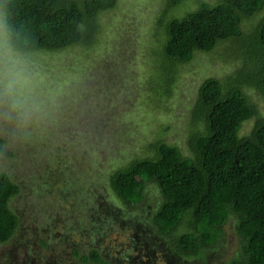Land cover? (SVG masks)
Returning <instances> with one entry per match:
<instances>
[{"label": "rangeland", "instance_id": "374dc122", "mask_svg": "<svg viewBox=\"0 0 264 264\" xmlns=\"http://www.w3.org/2000/svg\"><path fill=\"white\" fill-rule=\"evenodd\" d=\"M200 1L217 0H182L165 19ZM166 2L117 0L100 14L89 47L56 52L15 51L0 9V174L18 185L8 202L18 226L0 244V264H95L81 259L92 249L107 264H229L237 255L232 220L205 261L173 254L149 221L161 202L158 188L146 183L142 200L125 206L109 187L114 170L153 154L150 143L188 156L198 87L242 64L227 41L172 67L157 27ZM263 16L264 9L245 19L243 32ZM248 93L264 115V101Z\"/></svg>", "mask_w": 264, "mask_h": 264}, {"label": "trees", "instance_id": "16d2710c", "mask_svg": "<svg viewBox=\"0 0 264 264\" xmlns=\"http://www.w3.org/2000/svg\"><path fill=\"white\" fill-rule=\"evenodd\" d=\"M181 1L167 0L158 17L166 61L172 67L186 63L196 52H210L230 41L238 47L242 64L224 79L209 77L198 87L188 156L164 142L150 143L153 154L114 170L109 187L125 206L142 200L146 183L158 188L161 202L149 217L150 225L177 256L205 261L232 220L239 244L229 264H264V115L248 93L264 101V16L250 32L242 30L245 19L264 9V0L200 1L183 16L166 20L168 10ZM116 2L0 0V9L15 51L56 52L75 45L89 47L98 33L100 14ZM251 118L252 128L241 135L243 123ZM17 192L18 185L1 173L0 244L18 226L8 206ZM81 259L107 264L94 249Z\"/></svg>", "mask_w": 264, "mask_h": 264}]
</instances>
